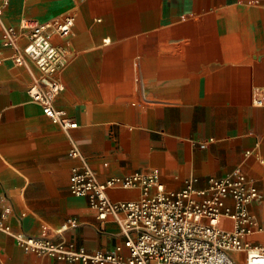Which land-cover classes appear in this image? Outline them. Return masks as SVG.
Returning a JSON list of instances; mask_svg holds the SVG:
<instances>
[{
	"label": "crops",
	"instance_id": "0c3cea01",
	"mask_svg": "<svg viewBox=\"0 0 264 264\" xmlns=\"http://www.w3.org/2000/svg\"><path fill=\"white\" fill-rule=\"evenodd\" d=\"M75 17L57 73L65 130L28 92L41 71L12 58L3 25ZM26 40L19 37V46ZM264 0H8L0 20V218L16 232L127 256L115 219L70 192L72 140L99 181L160 170L167 188L241 168L264 195ZM209 141L205 147L200 142ZM113 200L141 191L119 187ZM10 212L5 215V209ZM264 244V199L252 203ZM69 219L78 220L70 226ZM236 264L245 253H231ZM0 264H82L25 251L0 231ZM247 264V263H246Z\"/></svg>",
	"mask_w": 264,
	"mask_h": 264
},
{
	"label": "built area",
	"instance_id": "2783aa9c",
	"mask_svg": "<svg viewBox=\"0 0 264 264\" xmlns=\"http://www.w3.org/2000/svg\"><path fill=\"white\" fill-rule=\"evenodd\" d=\"M8 0H0V20ZM75 17L36 21L23 19L22 31L3 25V43L14 50L13 60L28 67L35 63L41 76L35 78L28 92L38 101L43 112L65 130L77 127L66 112L55 105L64 89L57 73L68 61V51L57 44L55 36L68 37ZM26 40L19 46V37ZM259 105L264 96L255 95ZM212 139L200 142L205 147ZM69 155L77 160L70 173V192L86 197L90 207L105 220L112 217L119 223L125 237L127 256L115 252L92 251L72 241L48 236H31L14 231L0 218V231L13 234L27 252L82 264H236L231 253H245L247 264H263L264 244H255L251 237L262 230L257 215L250 209L261 202V190L239 167L223 176H211L207 186L196 187L199 179L189 177L179 189L167 188L161 181L160 170L135 171L123 176L99 181L96 170L72 140ZM119 187L136 188L141 196L130 200H113L108 191ZM5 209V215L10 212ZM70 226L78 220L69 219Z\"/></svg>",
	"mask_w": 264,
	"mask_h": 264
},
{
	"label": "rangeland",
	"instance_id": "374dc122",
	"mask_svg": "<svg viewBox=\"0 0 264 264\" xmlns=\"http://www.w3.org/2000/svg\"><path fill=\"white\" fill-rule=\"evenodd\" d=\"M238 264H246L244 260H239Z\"/></svg>",
	"mask_w": 264,
	"mask_h": 264
},
{
	"label": "bare ground",
	"instance_id": "6f19581e",
	"mask_svg": "<svg viewBox=\"0 0 264 264\" xmlns=\"http://www.w3.org/2000/svg\"><path fill=\"white\" fill-rule=\"evenodd\" d=\"M260 261H261V263H263V264H264V259H261Z\"/></svg>",
	"mask_w": 264,
	"mask_h": 264
}]
</instances>
